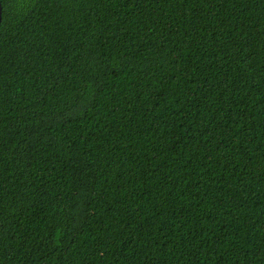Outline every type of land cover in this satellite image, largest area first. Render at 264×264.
<instances>
[{"label": "trees", "instance_id": "1", "mask_svg": "<svg viewBox=\"0 0 264 264\" xmlns=\"http://www.w3.org/2000/svg\"><path fill=\"white\" fill-rule=\"evenodd\" d=\"M0 264H264V0H1Z\"/></svg>", "mask_w": 264, "mask_h": 264}, {"label": "water", "instance_id": "2", "mask_svg": "<svg viewBox=\"0 0 264 264\" xmlns=\"http://www.w3.org/2000/svg\"><path fill=\"white\" fill-rule=\"evenodd\" d=\"M2 20H3V5H2V1L0 0V27L2 24Z\"/></svg>", "mask_w": 264, "mask_h": 264}]
</instances>
